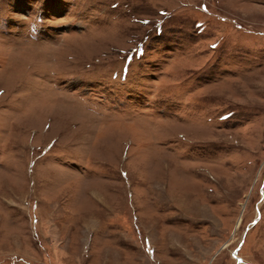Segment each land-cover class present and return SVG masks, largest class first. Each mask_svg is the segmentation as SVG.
I'll return each mask as SVG.
<instances>
[{"label": "rangeland", "instance_id": "1", "mask_svg": "<svg viewBox=\"0 0 264 264\" xmlns=\"http://www.w3.org/2000/svg\"><path fill=\"white\" fill-rule=\"evenodd\" d=\"M0 264H264V0H0Z\"/></svg>", "mask_w": 264, "mask_h": 264}]
</instances>
